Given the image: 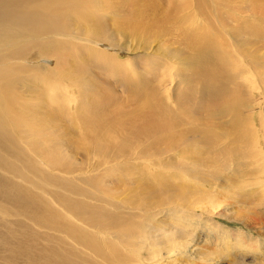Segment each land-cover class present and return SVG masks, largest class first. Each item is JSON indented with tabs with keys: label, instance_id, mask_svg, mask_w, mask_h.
Masks as SVG:
<instances>
[{
	"label": "bare ground",
	"instance_id": "obj_1",
	"mask_svg": "<svg viewBox=\"0 0 264 264\" xmlns=\"http://www.w3.org/2000/svg\"><path fill=\"white\" fill-rule=\"evenodd\" d=\"M238 9L228 0H0V264L174 258L181 248L167 244L157 217L175 230L194 219L187 207L207 209L179 185L174 199L150 201L149 191L156 183L173 191L162 176L182 149L174 139L179 115L207 102L222 98L246 113L259 139L252 158L264 168V60L246 36L264 29L240 34ZM166 10L190 28L208 24L209 46L192 52L190 41L187 55L166 44ZM102 41L119 53L91 44ZM222 71L226 85L239 81V104L213 89L187 96L196 75L211 81ZM150 178L157 182L142 190Z\"/></svg>",
	"mask_w": 264,
	"mask_h": 264
},
{
	"label": "rangeland",
	"instance_id": "obj_2",
	"mask_svg": "<svg viewBox=\"0 0 264 264\" xmlns=\"http://www.w3.org/2000/svg\"><path fill=\"white\" fill-rule=\"evenodd\" d=\"M228 1H231L236 9L240 7L244 15L245 23L243 22L240 34L247 33L250 29H264V0ZM125 7L116 1L114 11L124 15ZM165 15L169 19L162 25L165 31L161 32L166 44L175 47L182 45L185 52V44H189L190 41L192 52L204 45L209 46L206 42L208 39L211 40L208 24L190 28V25L185 23L186 21H179L172 11L166 10ZM246 36L258 43L256 46L252 44V48L258 53L257 58L264 60L262 57L264 36L261 34H254L253 37L246 34ZM91 44L109 53L120 51L103 41L100 45L96 42ZM114 48L117 49L116 52ZM120 54L127 56L129 53L121 51ZM186 54L189 55L187 52ZM47 63L52 65L53 61L49 60ZM225 75L224 71L218 72L215 79L211 81L204 78V74L196 75L197 82H191L190 88L186 90L187 96L202 98L209 89H213L224 95L227 100L239 104L237 89L239 81L226 85L228 81ZM258 110L256 109L257 112ZM245 114L239 106H227L225 100L221 98L219 103L207 102L199 112L179 115L182 118L176 126L174 139L175 143L182 145V149L180 153L172 154L173 159L169 162L170 168L165 170L162 176V179L166 180L165 187L169 185L173 191L158 190L161 189L158 187L159 183L152 178L143 180L141 188L143 190L144 183L148 184V188L156 183V187L149 191V193L155 191L153 194L155 200L153 196L150 197V201H156L160 195L174 199L178 196V192L174 190L177 187L172 188V186L179 185L180 189H183L180 195L185 199L193 198L197 202L200 201L208 211L198 206L196 208L187 207L186 210L194 214V219L190 220L191 217H189L180 221L181 228L175 229L179 231L181 229L180 232L177 231L178 234L173 227L175 224L167 223L164 215L158 216L159 224L167 225L169 237V240L167 237V244L180 246L181 249L174 258L160 256V259L153 264H264V168L258 165L259 162L255 155L252 158V147L254 146L255 151L257 150L256 144L259 139L254 134L253 127L246 123ZM260 132L264 133L262 129ZM261 147L264 148V143H261ZM183 166H187L186 171L191 173L190 177L182 178ZM133 177L131 173V178ZM135 177L138 178L137 175ZM137 186H140V183ZM180 199L183 198L180 197ZM212 222H215L214 226H209ZM205 229L211 231L212 239L205 236ZM170 233H173V236ZM179 233H183V236ZM221 234L226 237H221ZM196 237L197 241L194 242Z\"/></svg>",
	"mask_w": 264,
	"mask_h": 264
}]
</instances>
